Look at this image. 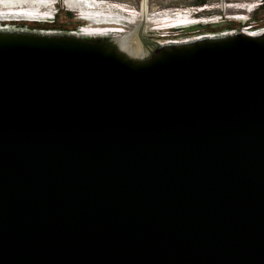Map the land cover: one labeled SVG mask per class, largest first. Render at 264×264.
<instances>
[{
    "label": "water",
    "instance_id": "obj_1",
    "mask_svg": "<svg viewBox=\"0 0 264 264\" xmlns=\"http://www.w3.org/2000/svg\"><path fill=\"white\" fill-rule=\"evenodd\" d=\"M77 31H0V264H264V35Z\"/></svg>",
    "mask_w": 264,
    "mask_h": 264
},
{
    "label": "bare ground",
    "instance_id": "obj_2",
    "mask_svg": "<svg viewBox=\"0 0 264 264\" xmlns=\"http://www.w3.org/2000/svg\"><path fill=\"white\" fill-rule=\"evenodd\" d=\"M61 2L87 23L77 31L82 39L90 41L104 40L108 45L132 58L142 57L143 45L136 39L139 29L159 31L162 36L201 22H215L218 18H196L194 8L149 9V0H142L141 9L129 2L115 0H0V31L12 30L14 26H2V21L15 20H50L55 17L57 3ZM238 6L237 1H230V9ZM246 20V16L239 17ZM4 23V22H3ZM247 30V29H245ZM153 33V32H152ZM227 36L228 32L222 33ZM249 34L261 37L264 29L250 31ZM215 36V35H211ZM200 39L199 35L156 39L154 42L168 46L170 42L189 43Z\"/></svg>",
    "mask_w": 264,
    "mask_h": 264
},
{
    "label": "rangeland",
    "instance_id": "obj_3",
    "mask_svg": "<svg viewBox=\"0 0 264 264\" xmlns=\"http://www.w3.org/2000/svg\"><path fill=\"white\" fill-rule=\"evenodd\" d=\"M117 2H129L131 5H134L141 9V2L142 0H115ZM56 13L55 17L50 20H15V21H2L1 25L6 26H14L15 29H28V30H47V31H77L82 28L83 25L87 23L85 19H81L78 16L76 11L70 10L67 6H64L60 1L56 4ZM243 5V4H242ZM149 9L152 8L156 9H165V8H175V7H182V8H190L185 2H178V0H149ZM142 10V9H141ZM212 12L210 11H203L199 12L198 14L201 17H209V18H216L215 16L211 15ZM197 14V15H198ZM4 22V23H3ZM199 24H209L205 22H201ZM245 27L234 26L229 29V31H238V30H245ZM186 29V28H185ZM258 29H264V24L258 25ZM184 29L176 30L165 36H162V33L159 31H152L150 29H139L136 33L135 39L136 41L144 46L145 42L154 41L156 39H163L168 40V38H175V37H183V36H190L196 35V32H182ZM204 30V29H203ZM153 32V33H152ZM201 32H209L212 33L211 30L205 29ZM173 33H182L179 36H173Z\"/></svg>",
    "mask_w": 264,
    "mask_h": 264
},
{
    "label": "flooded vegetation",
    "instance_id": "obj_4",
    "mask_svg": "<svg viewBox=\"0 0 264 264\" xmlns=\"http://www.w3.org/2000/svg\"><path fill=\"white\" fill-rule=\"evenodd\" d=\"M240 4L230 10V18L226 19L231 21L229 24H224L217 27H212L210 24L207 27L197 30H188L189 32L202 33L205 29H209L212 33H221L229 31L234 26L245 27L244 29L254 31L258 29V25L264 24V0H239ZM243 4V5H242ZM245 15L246 20L239 17ZM196 18H203L201 15L195 14ZM222 21V20H219ZM204 29V30H203ZM241 30V29H240ZM187 30H182L186 32ZM171 33V32H170ZM182 33H173V36H179Z\"/></svg>",
    "mask_w": 264,
    "mask_h": 264
},
{
    "label": "built area",
    "instance_id": "obj_5",
    "mask_svg": "<svg viewBox=\"0 0 264 264\" xmlns=\"http://www.w3.org/2000/svg\"><path fill=\"white\" fill-rule=\"evenodd\" d=\"M230 1H237L238 5L240 4L239 0H212L208 3H203L200 5L190 6L191 8L195 9V13L198 14L199 12L203 11H210L212 12L211 15L218 18L219 20H226L229 19L230 16ZM175 8H179L178 6Z\"/></svg>",
    "mask_w": 264,
    "mask_h": 264
},
{
    "label": "crops",
    "instance_id": "obj_6",
    "mask_svg": "<svg viewBox=\"0 0 264 264\" xmlns=\"http://www.w3.org/2000/svg\"><path fill=\"white\" fill-rule=\"evenodd\" d=\"M185 2L188 6L200 5L203 3L211 2L212 0H178V2Z\"/></svg>",
    "mask_w": 264,
    "mask_h": 264
},
{
    "label": "trees",
    "instance_id": "obj_7",
    "mask_svg": "<svg viewBox=\"0 0 264 264\" xmlns=\"http://www.w3.org/2000/svg\"><path fill=\"white\" fill-rule=\"evenodd\" d=\"M144 47L146 48V49H148L149 47H150V42L148 41V42H145L144 43Z\"/></svg>",
    "mask_w": 264,
    "mask_h": 264
}]
</instances>
